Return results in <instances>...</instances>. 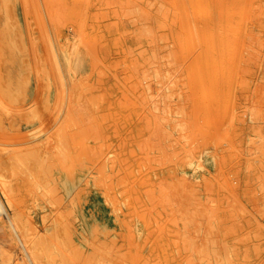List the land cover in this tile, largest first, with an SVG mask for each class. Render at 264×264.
Listing matches in <instances>:
<instances>
[{
    "label": "rangeland",
    "instance_id": "obj_1",
    "mask_svg": "<svg viewBox=\"0 0 264 264\" xmlns=\"http://www.w3.org/2000/svg\"><path fill=\"white\" fill-rule=\"evenodd\" d=\"M147 5L158 3L0 0V201L7 212L40 205L46 218L30 214L37 226L64 216L77 240L80 234L90 240L91 227L130 238L132 253L138 251L131 264H192L189 250L173 252V238L186 214L201 210L207 188L221 185L213 197L220 236L230 241L257 222L261 233L248 242L241 264H263L264 215L256 209L264 206V0H178L160 53L177 66L168 73L177 77L170 83L150 77L145 90L139 60L154 46L137 39L136 9ZM47 129L44 172L30 164L43 193L31 189L23 174L31 167L18 154L29 133L40 135L42 149ZM249 154L263 164L245 173ZM174 187L187 194L189 210L177 205ZM232 208L243 210L235 223ZM5 219L0 215V264H28ZM230 226L233 233L225 235Z\"/></svg>",
    "mask_w": 264,
    "mask_h": 264
},
{
    "label": "bare ground",
    "instance_id": "obj_2",
    "mask_svg": "<svg viewBox=\"0 0 264 264\" xmlns=\"http://www.w3.org/2000/svg\"><path fill=\"white\" fill-rule=\"evenodd\" d=\"M154 1L158 3V6H156V8L154 9H152L148 5L143 10L139 8L136 9V13L138 14L137 18L139 20L137 39H140L141 42L146 44H153L154 46V49L152 50V54L150 56L147 55L145 57L143 55L140 57L139 60L140 61L139 68H141L139 77L141 80H144L145 82L144 84L145 90H148L149 88L147 81L150 77L155 79L156 83H161L165 81H168V83H170L169 81L177 77V75L168 74L169 71L171 70L173 72L176 71L177 66H173V63L170 60L166 59L165 57L163 58L160 53H161V41L163 36L165 35L164 29L167 26V19L171 15L170 12L174 8V6L175 7L177 6L178 0H154ZM62 56L64 59V63L66 65V71H67V72L65 71L66 75H68V73L71 74L72 70L70 65L72 63L70 64L69 58L66 56L65 50L63 51ZM79 59H81V57ZM149 70L151 74L149 73ZM151 106L153 108V111L159 112L160 106L159 103H157V101L152 102ZM29 114L31 115H27L26 120H29L30 116H32V113L29 112ZM155 118L156 121L157 118L158 120L162 119V117L160 118L157 115H155ZM155 123L158 124V126L156 125L155 138L153 139V142L161 138L159 122H155ZM48 130L49 129H47L45 131L46 133L43 134L44 143L43 145H41L42 149H38L39 146L37 145V141L40 135L36 132L23 135L21 145L25 147L19 149L20 152L18 154V159L20 161L18 159L17 160L31 167L30 168L31 170L27 169L23 171V174L24 177L26 176V179H28L27 181H29V185L30 184L32 185L34 183V186H31V189L32 187L33 189L36 187V189L34 190H39L40 187L39 185L42 183V182L40 183L36 182L38 179L37 177L39 176L38 175L36 176L35 170L37 171V174L38 171L44 172L42 166L48 163L49 160L48 149H49L50 136L48 135ZM155 144L154 147L158 144L157 145L158 148L159 149L161 148L160 140L156 145ZM259 157L260 156H253L252 154H249L248 158L244 160L242 171L246 173L252 170V168L254 167L257 166L261 167L263 161ZM30 164H33L35 166V170H34V166L33 165L31 166ZM39 174H42V172ZM65 176L64 178L66 179L67 177ZM39 179L40 181H43L40 177ZM43 185L45 187V183H42V186ZM43 188L41 191H43ZM51 189L53 192L54 190L53 186ZM223 189L224 188L221 185L211 186L207 188L206 199L201 207V210L191 211V212L189 211V213H187L188 215L186 214L187 219L184 217L183 231L177 232L173 238V252L181 256L184 254V252L189 250L190 254L185 253L186 254L185 256L190 255L192 257L191 258L193 262L192 264H194L195 261H197L198 264H241L244 255L250 249V245H249L250 243L248 242H250L254 236L261 233L260 226L257 224V222H253L251 229L238 234L237 237L231 238L230 241H226L224 240L223 237L220 236V232L216 224L218 218L216 219L215 217L216 215H213L215 213V211L213 212V207H215L214 203H216L213 197L222 194ZM33 195L38 196L35 195V191ZM173 196L175 197L177 205L179 206L181 211L189 210L191 208L192 205L189 206L190 204L187 194L180 192L178 187H174ZM39 197H42V195L40 196V193H39ZM55 197L53 199L54 200L53 204L57 206L59 204L58 202L59 198L55 199ZM160 197L162 198V200L165 197L164 192L162 190L160 191ZM55 200H57L58 204L57 202L54 203ZM8 204L7 205L10 206L11 203L8 202ZM11 206L13 205L11 204ZM39 206L40 205L36 204L34 210H30L31 213L30 211L27 213L21 210L12 211L11 210L12 207L10 208L11 211L9 210L7 212V209L3 206V204L0 201V215H3L6 218L5 220L8 222L6 224L9 225L10 229L13 232V235H15V238L20 242V243L18 242V244L22 252L21 254L27 260L28 264H77L76 259L78 257L83 261H87L89 259V263L85 262L87 264H123L122 262H125V264H131V262L137 260L136 257L138 251L132 253L133 244L130 238L117 239L115 236L110 238L109 235L105 234V231L91 227L88 229V233L91 236L90 240L86 239L82 234L79 235V240H77L75 238V234L72 232V230H70V228L66 224L64 220L65 217L63 216L62 219L61 217L60 219H58L59 214L56 216L55 213H54L55 218L58 220L53 218L54 217L53 216L52 219L50 218L51 223H49V225L43 224L44 226H37V221L35 220L33 221L30 218V214L34 213L35 217L40 221L43 220V218H46L45 216L44 217L41 216L40 211L43 208H40ZM15 207L16 206H14V208L12 209H15ZM71 209L72 210L69 213H75L76 216L79 217L81 216L80 217L81 220L83 219V215L82 214L80 215L79 209L76 208H71ZM237 209L232 208L230 213L231 214L230 218L233 219L234 223L238 221L240 213L243 211L241 208L240 209L237 208ZM256 210L259 215H264L263 205L258 206ZM50 214L52 215V213ZM53 219L56 220V222H54ZM48 222L49 221H46V223ZM3 228L0 227V230H3ZM204 230L205 232H203ZM233 231H234V227L230 226L224 232V234L226 235L228 233H233ZM196 240L200 242V244L197 247H195L197 245L196 243H195L196 245H194V242ZM236 242H238V244ZM128 249L130 250L131 253L129 254L130 256L128 257L127 260L125 259L126 254H124V251H128ZM84 254L86 255L84 256ZM19 256L18 258H21ZM84 257L85 259H83ZM188 257L189 256H187V258ZM185 262H188V260L185 261L181 259L180 264H185ZM20 263L22 264L23 262Z\"/></svg>",
    "mask_w": 264,
    "mask_h": 264
}]
</instances>
